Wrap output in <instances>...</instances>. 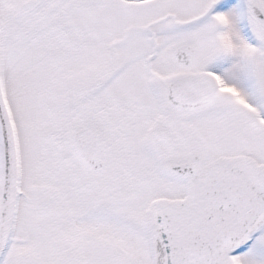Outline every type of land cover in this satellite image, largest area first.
Masks as SVG:
<instances>
[{
    "label": "snow or ice",
    "instance_id": "snow-or-ice-1",
    "mask_svg": "<svg viewBox=\"0 0 264 264\" xmlns=\"http://www.w3.org/2000/svg\"><path fill=\"white\" fill-rule=\"evenodd\" d=\"M0 264H264V0H0Z\"/></svg>",
    "mask_w": 264,
    "mask_h": 264
}]
</instances>
